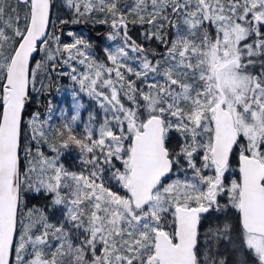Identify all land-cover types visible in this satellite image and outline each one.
<instances>
[{"label": "snow or ice", "instance_id": "6c2138e0", "mask_svg": "<svg viewBox=\"0 0 264 264\" xmlns=\"http://www.w3.org/2000/svg\"><path fill=\"white\" fill-rule=\"evenodd\" d=\"M0 264H264V0H0Z\"/></svg>", "mask_w": 264, "mask_h": 264}, {"label": "trees", "instance_id": "16d2710c", "mask_svg": "<svg viewBox=\"0 0 264 264\" xmlns=\"http://www.w3.org/2000/svg\"><path fill=\"white\" fill-rule=\"evenodd\" d=\"M60 84L64 85L65 87H67L69 84H70V81H67V80H63V81H60L59 82ZM54 96H57L58 97V101H55L54 102L59 106V107H63V108H68L69 107V103H66V102H63L65 100V97L63 95H59V94H55L54 93ZM53 96V97H54ZM51 97V96H50ZM70 100H71V97L69 96L68 97ZM87 97L84 98V103L87 105L89 104L90 102L86 99ZM63 100V101H62ZM68 100V101H70ZM86 115V114H85ZM82 127V126H81ZM75 153H73V158L66 161V163L71 166L72 164L76 163L74 157H75ZM46 201L43 200V199H40V198H36V199H33L30 201V206L31 205H35L37 207H44Z\"/></svg>", "mask_w": 264, "mask_h": 264}, {"label": "flooded vegetation", "instance_id": "af4514ba", "mask_svg": "<svg viewBox=\"0 0 264 264\" xmlns=\"http://www.w3.org/2000/svg\"><path fill=\"white\" fill-rule=\"evenodd\" d=\"M70 27L74 28L76 31H80L82 29L85 34H91L92 36L102 34L105 31L104 27H98V28L92 30L91 32H89V29L91 26L85 27L83 25H76V26H70ZM133 34L135 35V33H133ZM49 99H54L55 101H58L57 96H54V97L51 96V97H49ZM68 100H69V98H68Z\"/></svg>", "mask_w": 264, "mask_h": 264}, {"label": "rangeland", "instance_id": "374dc122", "mask_svg": "<svg viewBox=\"0 0 264 264\" xmlns=\"http://www.w3.org/2000/svg\"><path fill=\"white\" fill-rule=\"evenodd\" d=\"M59 95H62V94H59ZM88 100V98H86ZM70 100V99H69ZM89 101V100H88ZM90 102V101H89Z\"/></svg>", "mask_w": 264, "mask_h": 264}]
</instances>
